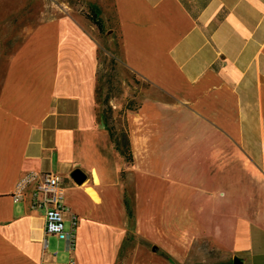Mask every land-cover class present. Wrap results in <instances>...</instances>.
Segmentation results:
<instances>
[{"label": "crops", "instance_id": "crops-1", "mask_svg": "<svg viewBox=\"0 0 264 264\" xmlns=\"http://www.w3.org/2000/svg\"><path fill=\"white\" fill-rule=\"evenodd\" d=\"M9 1L0 264H186L202 241L228 264H264V0H109L98 13L118 37L56 3L11 13ZM102 52L149 86L125 115L131 164L105 121ZM30 172L60 177L73 253H44L43 214L11 199Z\"/></svg>", "mask_w": 264, "mask_h": 264}, {"label": "rangeland", "instance_id": "rangeland-1", "mask_svg": "<svg viewBox=\"0 0 264 264\" xmlns=\"http://www.w3.org/2000/svg\"><path fill=\"white\" fill-rule=\"evenodd\" d=\"M8 1L9 0H4L5 6ZM33 3L40 6L41 4L44 6V4L56 3L59 5L60 9H63L64 11L67 10L84 17V14H96L100 17L98 13L99 8L104 11L105 8H109L111 6L109 0H34ZM9 4L11 13H18L20 12L19 10L22 9L19 0H10ZM45 12L46 14L52 13L48 10H43V13ZM33 17L34 11H27V18ZM103 27L104 32L102 34L109 33V35L114 34L115 37H118L114 31V17L110 18L109 23L107 20ZM101 59L103 63V70L101 71V79L104 84L103 97L108 100V103L105 105V109L108 111L109 116L107 126L108 128H114L115 132L120 135L127 130L125 115L128 108L134 109L139 104L138 99H136L137 96L141 93H145L146 90L149 89V86L143 82V80L126 70L108 53L102 52ZM21 204L19 206H21ZM128 240L130 243L132 242L131 244L144 246V242L135 237L132 229L129 231ZM62 244H64L63 241H58V239L54 237L50 238L48 250L52 252L56 250L55 248H57V245L61 246ZM160 257L167 259L166 256H163L160 253L155 256L154 261L159 263L161 261ZM186 264H228V259L224 254L213 247L211 243L208 241H202L199 242V244H197L195 249L192 251L189 261Z\"/></svg>", "mask_w": 264, "mask_h": 264}, {"label": "built area", "instance_id": "built-area-1", "mask_svg": "<svg viewBox=\"0 0 264 264\" xmlns=\"http://www.w3.org/2000/svg\"><path fill=\"white\" fill-rule=\"evenodd\" d=\"M65 189L58 175L26 174L17 184L16 191L11 194L15 204L28 205L31 210L39 211L45 220V239L43 250L46 253L49 249L48 237H56L63 241L68 253H73L77 245L78 221L72 216L69 225H66L65 215L69 212L64 203ZM58 252L51 253L56 258Z\"/></svg>", "mask_w": 264, "mask_h": 264}, {"label": "trees", "instance_id": "trees-1", "mask_svg": "<svg viewBox=\"0 0 264 264\" xmlns=\"http://www.w3.org/2000/svg\"><path fill=\"white\" fill-rule=\"evenodd\" d=\"M85 17L87 19H89L99 30L100 33L104 32V27H103V22L102 19L100 17H98L96 14L92 15V14H84ZM105 103H108V100L105 99ZM129 110L131 108H128ZM104 117H105V121L108 124L109 122V116H108V111L105 109L104 112ZM110 134H111V140L115 146L116 151L122 155L126 162L128 164H131L133 162V156H132V152H131V147H130V140H129V136L126 132H124L123 134L118 135L115 132L114 128H109ZM127 207H128V203ZM129 216L132 217V213L129 211Z\"/></svg>", "mask_w": 264, "mask_h": 264}, {"label": "water", "instance_id": "water-1", "mask_svg": "<svg viewBox=\"0 0 264 264\" xmlns=\"http://www.w3.org/2000/svg\"><path fill=\"white\" fill-rule=\"evenodd\" d=\"M72 179L74 180L75 183L81 185L85 181L86 175L80 170H75L72 174ZM239 263L240 261L238 259H235L234 264H239Z\"/></svg>", "mask_w": 264, "mask_h": 264}]
</instances>
